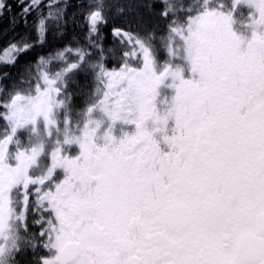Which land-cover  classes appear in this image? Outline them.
Here are the masks:
<instances>
[{"label":"snow or ice","instance_id":"6c2138e0","mask_svg":"<svg viewBox=\"0 0 264 264\" xmlns=\"http://www.w3.org/2000/svg\"><path fill=\"white\" fill-rule=\"evenodd\" d=\"M5 20L0 264H264V0Z\"/></svg>","mask_w":264,"mask_h":264},{"label":"trees","instance_id":"16d2710c","mask_svg":"<svg viewBox=\"0 0 264 264\" xmlns=\"http://www.w3.org/2000/svg\"><path fill=\"white\" fill-rule=\"evenodd\" d=\"M29 20H31V17L29 18ZM7 21H3V22H0V28H3L5 25H6ZM19 31H23V28L21 27V29H19ZM3 41L0 40V45H2Z\"/></svg>","mask_w":264,"mask_h":264}]
</instances>
